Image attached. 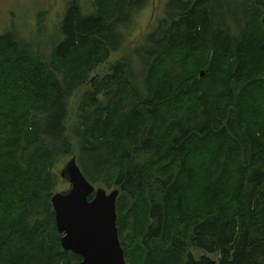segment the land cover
Wrapping results in <instances>:
<instances>
[{"label": "trees", "instance_id": "obj_1", "mask_svg": "<svg viewBox=\"0 0 264 264\" xmlns=\"http://www.w3.org/2000/svg\"><path fill=\"white\" fill-rule=\"evenodd\" d=\"M148 1L71 0L46 58L0 36V264L82 261L52 204L74 157L131 264H264V0H171L111 63Z\"/></svg>", "mask_w": 264, "mask_h": 264}, {"label": "water", "instance_id": "obj_2", "mask_svg": "<svg viewBox=\"0 0 264 264\" xmlns=\"http://www.w3.org/2000/svg\"><path fill=\"white\" fill-rule=\"evenodd\" d=\"M60 176L71 186L52 198L63 250L82 258L76 264H128L117 227L120 191L108 193L92 185L76 157Z\"/></svg>", "mask_w": 264, "mask_h": 264}, {"label": "rangeland", "instance_id": "obj_3", "mask_svg": "<svg viewBox=\"0 0 264 264\" xmlns=\"http://www.w3.org/2000/svg\"><path fill=\"white\" fill-rule=\"evenodd\" d=\"M71 0H0V36L6 33H12L26 40L36 47V50L45 58L50 56L55 42L61 39V26L66 17ZM171 0H149L147 7L134 14L133 26L128 33L131 38V45L127 50L111 57V63L122 59L125 55L142 42L146 33L154 30L156 22L164 17L166 7ZM223 5L230 2L232 7L243 5L245 0H219ZM95 0H80V5L84 15H91L94 12ZM237 8V7H236ZM234 8H232L233 10ZM229 25L233 31L238 28L230 20ZM110 63V64H111ZM138 68L139 63H135ZM101 73V70H98ZM95 75V74H94ZM70 159L57 165L56 173L58 175L57 193H63L70 190L71 186L65 182L60 174ZM108 193L115 189H108ZM129 231L127 234H130ZM128 236V235H127ZM140 240H137V244ZM197 260L203 256L218 260L219 257L211 256L203 251L189 249ZM128 262V260H127ZM128 264H131L128 262Z\"/></svg>", "mask_w": 264, "mask_h": 264}]
</instances>
